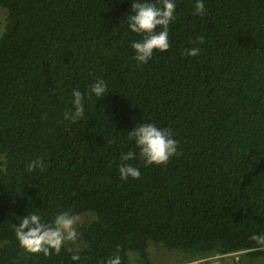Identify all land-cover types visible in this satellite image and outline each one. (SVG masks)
Instances as JSON below:
<instances>
[{
    "label": "trees",
    "instance_id": "trees-1",
    "mask_svg": "<svg viewBox=\"0 0 264 264\" xmlns=\"http://www.w3.org/2000/svg\"><path fill=\"white\" fill-rule=\"evenodd\" d=\"M133 2L0 0V264H153L151 244L189 260L264 256L253 239L264 237V0H204L203 15L175 0L169 48L145 64ZM97 80L102 99L89 94ZM73 89L85 103L75 122L64 119ZM140 122L169 129L177 154L122 161ZM122 163L141 176L122 180ZM32 212L92 215L84 247L26 251L14 224Z\"/></svg>",
    "mask_w": 264,
    "mask_h": 264
},
{
    "label": "clouds",
    "instance_id": "clouds-1",
    "mask_svg": "<svg viewBox=\"0 0 264 264\" xmlns=\"http://www.w3.org/2000/svg\"><path fill=\"white\" fill-rule=\"evenodd\" d=\"M175 0H134L132 5L133 14L127 18L128 28L133 33H142L141 40L133 41L131 47L134 50V58L137 64L147 63L155 50L161 52L169 48V24L175 20ZM204 0H195L194 14L205 13ZM199 48L186 49V54L196 56ZM107 92V84L103 80H97L90 86V95L102 99ZM71 109L64 113L65 120L79 121L85 115L84 94L73 89L71 93ZM130 140L134 141L138 152H128L122 155V161H129L137 155L143 159L145 165L164 164L177 154L178 141L167 128L158 127L155 123L140 122L128 132ZM42 158L34 159L26 164L29 172L35 169H43ZM120 178L127 180L129 177L138 179L141 176L139 167L129 163L119 166ZM14 234L21 247L31 253H43L49 255L50 251L59 252L66 241H74L78 232L76 217L68 212L58 213L51 222H45L42 217L35 213H27L18 216L14 224ZM260 242L264 237L253 236ZM73 260L79 256L74 255ZM107 264H121L119 255L111 257Z\"/></svg>",
    "mask_w": 264,
    "mask_h": 264
},
{
    "label": "rangeland",
    "instance_id": "rangeland-1",
    "mask_svg": "<svg viewBox=\"0 0 264 264\" xmlns=\"http://www.w3.org/2000/svg\"><path fill=\"white\" fill-rule=\"evenodd\" d=\"M5 11L0 7V29L2 27L3 16H5ZM3 15V16H2ZM4 30V29H3ZM92 215H80L76 217V227H77V238L74 241H66L67 244L81 249L84 247V235L87 225L92 221ZM149 253L153 264H185L190 260L184 254L178 251H170L166 248L151 244L149 247ZM222 264H264V256L259 258H252L245 253L238 254L235 256H230L223 258L221 260Z\"/></svg>",
    "mask_w": 264,
    "mask_h": 264
},
{
    "label": "built area",
    "instance_id": "built-area-1",
    "mask_svg": "<svg viewBox=\"0 0 264 264\" xmlns=\"http://www.w3.org/2000/svg\"><path fill=\"white\" fill-rule=\"evenodd\" d=\"M240 253H234V254H226V255H211V256H204L197 259L190 260L189 262H186L185 264H222L221 260L226 257L235 256Z\"/></svg>",
    "mask_w": 264,
    "mask_h": 264
}]
</instances>
